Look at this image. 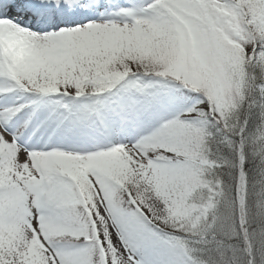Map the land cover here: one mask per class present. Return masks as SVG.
<instances>
[{
  "label": "snow or ice",
  "instance_id": "obj_1",
  "mask_svg": "<svg viewBox=\"0 0 264 264\" xmlns=\"http://www.w3.org/2000/svg\"><path fill=\"white\" fill-rule=\"evenodd\" d=\"M0 25L38 53L0 54V264H264V0H0Z\"/></svg>",
  "mask_w": 264,
  "mask_h": 264
},
{
  "label": "rangeland",
  "instance_id": "obj_2",
  "mask_svg": "<svg viewBox=\"0 0 264 264\" xmlns=\"http://www.w3.org/2000/svg\"><path fill=\"white\" fill-rule=\"evenodd\" d=\"M0 54L21 69L28 68L38 58L34 39L8 28H0Z\"/></svg>",
  "mask_w": 264,
  "mask_h": 264
}]
</instances>
